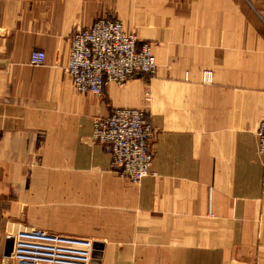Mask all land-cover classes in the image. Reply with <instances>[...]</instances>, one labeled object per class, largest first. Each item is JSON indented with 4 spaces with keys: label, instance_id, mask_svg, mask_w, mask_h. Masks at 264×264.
Returning <instances> with one entry per match:
<instances>
[{
    "label": "crops",
    "instance_id": "1",
    "mask_svg": "<svg viewBox=\"0 0 264 264\" xmlns=\"http://www.w3.org/2000/svg\"><path fill=\"white\" fill-rule=\"evenodd\" d=\"M263 2L0 0V264L32 227L90 238L92 264H264ZM98 18L149 42L155 73L78 93L70 36ZM113 108L154 129L139 183L92 139Z\"/></svg>",
    "mask_w": 264,
    "mask_h": 264
},
{
    "label": "built area",
    "instance_id": "2",
    "mask_svg": "<svg viewBox=\"0 0 264 264\" xmlns=\"http://www.w3.org/2000/svg\"><path fill=\"white\" fill-rule=\"evenodd\" d=\"M44 60L42 50L29 57L31 64ZM156 67L151 44L139 43L119 20L98 18L70 36L67 70L78 93L101 96L106 83L122 84L134 74L150 76ZM154 134L143 110L113 108L107 117L94 120L92 139L110 155L116 172L139 183L149 173ZM256 135L258 151L264 154V120ZM92 247L90 238L35 227L20 229L14 235L12 264H92Z\"/></svg>",
    "mask_w": 264,
    "mask_h": 264
},
{
    "label": "rangeland",
    "instance_id": "3",
    "mask_svg": "<svg viewBox=\"0 0 264 264\" xmlns=\"http://www.w3.org/2000/svg\"><path fill=\"white\" fill-rule=\"evenodd\" d=\"M263 4H264V2H263ZM131 32V31H130ZM132 33H134V32H132ZM135 34V33H134ZM137 36V35H136ZM137 39H138V37H137ZM154 55V54H153ZM157 64V63H156Z\"/></svg>",
    "mask_w": 264,
    "mask_h": 264
},
{
    "label": "bare ground",
    "instance_id": "4",
    "mask_svg": "<svg viewBox=\"0 0 264 264\" xmlns=\"http://www.w3.org/2000/svg\"><path fill=\"white\" fill-rule=\"evenodd\" d=\"M69 54H70V52H69ZM206 78V77H205Z\"/></svg>",
    "mask_w": 264,
    "mask_h": 264
}]
</instances>
